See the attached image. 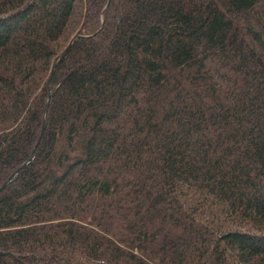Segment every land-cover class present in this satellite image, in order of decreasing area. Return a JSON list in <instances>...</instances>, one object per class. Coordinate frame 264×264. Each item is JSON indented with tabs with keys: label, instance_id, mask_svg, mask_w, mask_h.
Listing matches in <instances>:
<instances>
[{
	"label": "trees",
	"instance_id": "obj_1",
	"mask_svg": "<svg viewBox=\"0 0 264 264\" xmlns=\"http://www.w3.org/2000/svg\"><path fill=\"white\" fill-rule=\"evenodd\" d=\"M107 4L0 0V264H264V0Z\"/></svg>",
	"mask_w": 264,
	"mask_h": 264
},
{
	"label": "water",
	"instance_id": "obj_2",
	"mask_svg": "<svg viewBox=\"0 0 264 264\" xmlns=\"http://www.w3.org/2000/svg\"><path fill=\"white\" fill-rule=\"evenodd\" d=\"M110 1L111 0H108V4H107V7H109V4H110ZM78 37V35H75L71 40H70V42L68 43V45H67V47L65 48V50L63 51V53L61 54V56L59 57V59H58V61L53 65V68H52V73H51V76H50V79H49V81H48V89H49V98H50V91H51V84H52V79H53V76H54V71H55V68H56V66L59 64V62L64 58V56L68 53V51H69V49H70V47H71V45H72V43H73V41L75 40V38H77ZM48 108H49V103L46 105V107H45V113L47 112V110H48ZM44 126H43V128H42V130H41V133H40V137H39V139H38V141H37V144H36V146L34 147V149H33V151H32V154H31V157L29 158V160H28V162L24 165V166H22V167H20V168H18L8 179H7V181L0 187V192L1 191H3L11 182H12V180L15 178V176L31 161V159H32V156L34 155V152L36 151V148L38 147V145H39V143H40V141H41V139H42V136H43V133H44Z\"/></svg>",
	"mask_w": 264,
	"mask_h": 264
}]
</instances>
